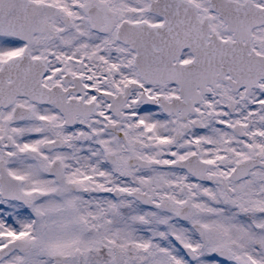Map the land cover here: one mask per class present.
I'll list each match as a JSON object with an SVG mask.
<instances>
[{"label": "snow or ice", "instance_id": "1", "mask_svg": "<svg viewBox=\"0 0 264 264\" xmlns=\"http://www.w3.org/2000/svg\"><path fill=\"white\" fill-rule=\"evenodd\" d=\"M0 264H264V0H0Z\"/></svg>", "mask_w": 264, "mask_h": 264}]
</instances>
